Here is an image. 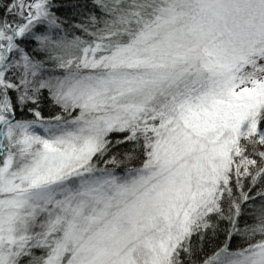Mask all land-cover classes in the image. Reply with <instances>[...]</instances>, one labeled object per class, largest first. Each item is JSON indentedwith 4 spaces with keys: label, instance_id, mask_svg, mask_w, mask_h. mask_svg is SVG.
Listing matches in <instances>:
<instances>
[{
    "label": "snow or ice",
    "instance_id": "6c2138e0",
    "mask_svg": "<svg viewBox=\"0 0 264 264\" xmlns=\"http://www.w3.org/2000/svg\"><path fill=\"white\" fill-rule=\"evenodd\" d=\"M0 264H264V0H0Z\"/></svg>",
    "mask_w": 264,
    "mask_h": 264
},
{
    "label": "trees",
    "instance_id": "16d2710c",
    "mask_svg": "<svg viewBox=\"0 0 264 264\" xmlns=\"http://www.w3.org/2000/svg\"><path fill=\"white\" fill-rule=\"evenodd\" d=\"M57 14L62 15V16H67L68 12L64 9H61ZM41 108H42V111L44 112V114L46 116L49 115L50 113L54 112V111H58V109L52 107L51 101L47 100V99H45V101L42 103ZM17 115L19 116L20 113H18ZM24 115L27 117L29 114L25 113ZM129 166H132V165H129ZM121 167H123V166H121ZM236 243H239V241H236Z\"/></svg>",
    "mask_w": 264,
    "mask_h": 264
}]
</instances>
